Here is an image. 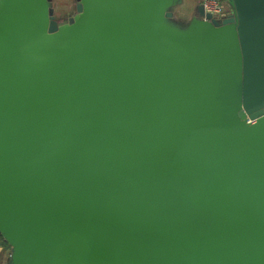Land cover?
I'll use <instances>...</instances> for the list:
<instances>
[{"label": "water", "instance_id": "water-1", "mask_svg": "<svg viewBox=\"0 0 264 264\" xmlns=\"http://www.w3.org/2000/svg\"><path fill=\"white\" fill-rule=\"evenodd\" d=\"M51 1L0 0L9 264H264V0Z\"/></svg>", "mask_w": 264, "mask_h": 264}, {"label": "rangeland", "instance_id": "rangeland-1", "mask_svg": "<svg viewBox=\"0 0 264 264\" xmlns=\"http://www.w3.org/2000/svg\"><path fill=\"white\" fill-rule=\"evenodd\" d=\"M51 10L50 15L56 22L68 21L72 22L76 17L75 15V4L76 0H52L51 1ZM201 2V0H196V4ZM188 0H186L185 5L178 6L175 8L174 14L176 15V22L181 26H185L187 19V9H188ZM175 21V20H172ZM12 249L6 245L1 236H0V264H9L10 263V255Z\"/></svg>", "mask_w": 264, "mask_h": 264}, {"label": "built area", "instance_id": "built-area-1", "mask_svg": "<svg viewBox=\"0 0 264 264\" xmlns=\"http://www.w3.org/2000/svg\"><path fill=\"white\" fill-rule=\"evenodd\" d=\"M205 14H210L213 19L222 20L230 14V8L224 0H201Z\"/></svg>", "mask_w": 264, "mask_h": 264}, {"label": "crops", "instance_id": "crops-1", "mask_svg": "<svg viewBox=\"0 0 264 264\" xmlns=\"http://www.w3.org/2000/svg\"><path fill=\"white\" fill-rule=\"evenodd\" d=\"M185 2H186V0H182V5L183 4L185 5ZM199 3H201V2H199ZM51 4H52V2H51ZM187 6H188V9H187V12H188L187 19H188V18H190L193 15L194 10H195V7L197 6L196 0H188Z\"/></svg>", "mask_w": 264, "mask_h": 264}]
</instances>
